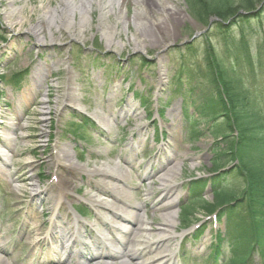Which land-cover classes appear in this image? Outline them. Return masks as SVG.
I'll list each match as a JSON object with an SVG mask.
<instances>
[{"label": "rangeland", "instance_id": "1", "mask_svg": "<svg viewBox=\"0 0 264 264\" xmlns=\"http://www.w3.org/2000/svg\"><path fill=\"white\" fill-rule=\"evenodd\" d=\"M60 1L62 0H34L33 4L30 0H15L13 5H9V0H0V76H4V80H0V92L4 91L0 98V118L4 123H17L21 128H24V130H19L24 136L20 139L21 143L18 142L16 148L10 147V152L14 156L10 168L15 174L13 181L7 180L0 174V233L12 235L4 245L7 248V255L4 256L6 264H50L38 260L36 254L45 248L42 240L50 232V222H55L58 226L61 221H65L66 224H69L68 227H73L72 217L74 218L75 215L72 214L69 206V201L73 202L69 195H72L74 189H77L82 194L76 199V204H88L81 198L87 192L88 184L96 186L100 180L109 181L105 179L109 176L103 175L104 178H101L99 175H101L100 172L111 174V164L107 166L109 162L104 159L111 151H114L110 157L111 161L116 156L122 158L129 155L130 157L138 151L143 150L144 152V158L139 155L134 159L133 155L130 166L135 170L132 172L125 170L129 177H121L124 184L134 188L128 196L130 198L127 199L130 203L143 200L146 196L151 198L154 193L159 191L158 186L151 187L148 183L141 184L142 172L146 163L153 161L156 155L167 154L175 159L176 180L172 182V188L175 187L167 193L168 201L172 203L170 214L175 216L172 224L174 229H168L166 235L172 232L175 238L180 235L182 238L184 236L188 238V234L193 228L190 231L176 230V225H178L177 205L187 200L189 189L185 186L188 180L192 179L194 172L197 175L207 176L214 171L210 164L215 156L209 149L212 143L211 137L216 135L211 136L207 130H203L202 134L193 138L190 130L187 132L186 129L191 128V132L197 135L199 129L205 128V122L195 117H192L194 122H192V118L185 122L179 104H177L179 98L176 97L164 113V120L158 121L161 126L165 127L164 130L169 135L166 138L167 148L164 147L165 149L158 153L159 145L155 147V143L150 142L154 124L146 126L144 111L137 107L138 105H134L135 101L132 100L131 93L126 92L128 83H121V79L115 76L136 69L139 72L138 78H142L143 83L136 78L134 88L150 90L148 98L150 96L164 98L167 93L166 86L170 81L169 75L177 68L173 63V54L168 50L171 46L188 42L196 53L193 59L188 60L185 55L180 56L179 62L184 63L185 67L187 63L192 62L195 67L187 66L193 73L192 79L183 80L180 86L186 91L189 84H194L196 88L191 96L194 99L197 97L201 99L208 93L205 82L201 79L202 60L207 48L202 39L204 34L202 32L206 27L200 24L196 17H193L186 0H156L161 1L163 6L172 9L173 14L166 13L165 18L158 19L162 22L160 28L147 26L155 31L141 28L137 31L134 24L128 19H132L134 16L139 18L142 6L137 4L138 0H127V6L121 8L123 15L120 19L114 15L109 18L103 15V27L106 26V31L99 26L100 10H96L93 15L89 16V23L81 33L77 28L61 31L55 28L39 30L41 26L36 28L41 23V7L43 5L49 3L47 5L49 11H55L54 16L58 17L63 10H68L70 13L75 11L74 8L78 7L77 5L80 3L79 0H74V7L68 2L69 4L67 3V6L62 8ZM261 1L264 0H253V3L258 7ZM103 2L105 5L107 0ZM141 2L148 4V7L155 12H161L153 1L141 0ZM23 6H25V10L21 14L22 28L15 30L5 28V18H12L18 22L14 16L7 17L6 13L11 9L23 8ZM73 19V22L78 25L77 12ZM200 19L205 20L206 18L200 17ZM117 23H120L118 28ZM215 25H212L211 29ZM112 26H115L116 30L114 32L107 31V27ZM105 32L115 34L113 44L110 46H107V42L102 36ZM194 37L196 38L193 39ZM221 39V34L210 39L212 50L227 70L223 69L232 90L237 92L236 81L240 83L241 88L238 93L241 94L246 115L251 116L247 110L244 95L247 97L252 115L258 114L256 117L259 122L264 119V70L249 69L243 62L241 53L235 54L231 50H225L227 48L236 49L237 45L233 43L227 45ZM248 45L252 49L253 55H256L257 47L264 48V28L261 33L248 37ZM137 53L147 57L151 64L140 68L136 63V60L139 59V57H135L138 55ZM27 69L31 74L26 81L22 82L20 88L11 87V90H8L9 86L5 82L11 79L12 75ZM34 70H41L48 76L40 88H34L33 80L30 78ZM110 78L114 79L110 81ZM171 83L174 82L171 81ZM6 90H8V94H6ZM4 102L8 108L3 106ZM41 102L45 104L42 105ZM106 106L110 107L113 123L107 122L105 117L101 121L107 122L104 126L111 130L106 132L105 138L99 139L94 135V132L88 131L91 134V144L88 143L85 146L82 159H78L79 156L74 153V148H81L79 152L81 154L83 152L82 144L79 145V142L67 133L74 129L70 124H66L69 121L67 112L71 110L69 107L78 108L89 115ZM135 108L140 116L133 115ZM7 126L3 124L0 127L7 131L9 129ZM142 128H145V132L141 131ZM2 129L1 131H3ZM261 130L260 133L258 132V137L264 134V130ZM17 133L13 136L20 135L19 132ZM184 135H186L185 141H183ZM120 136L124 139L116 144L114 141ZM139 137L143 139L148 137L150 146L143 148L140 145H135ZM130 139L134 140V144H130ZM230 141L231 138H228L219 140L217 143L225 149V145ZM93 157L99 159L95 160ZM76 159L80 162H77ZM140 163H142V168H138ZM212 164L215 165L214 162ZM222 166L230 167L224 178L225 191H223V195L227 202L229 201L228 195L241 196L244 180L237 178V168L230 160ZM155 167L156 165L152 166V168ZM17 171L20 173L16 174ZM110 179L113 178L110 176ZM9 187H12L10 190L13 194L8 198L4 190L8 192ZM219 192H215L216 202L213 201L210 190L207 188L204 202L212 203L210 205L212 208L219 203H225L221 200ZM160 195L163 197V194ZM103 202L101 201V203ZM37 205L43 208H39ZM197 205L199 204L195 206ZM12 206L18 211L12 213L11 216L10 208ZM54 209L57 213L53 216ZM34 211L36 214L44 216L43 219L39 218L41 221L39 237L31 230L33 225L27 219L28 213L35 215ZM194 212L195 217L202 219L201 224H204L202 235L198 241L186 243L187 239H184L181 243L179 238L164 242L160 240L161 242L155 248L149 249L151 252L143 253L141 261H154L152 259L157 258V262L153 263L157 264L165 257L167 261L163 264H184L177 253L178 245L184 244L185 249H189L187 256L192 261L190 264H204L208 245L212 243V233L218 229L223 230V228L222 225H215L213 218H206L201 208L196 207ZM144 213H147V217L144 216ZM139 216L147 221L151 230H158L153 234L162 230L160 214H153L150 207H142ZM240 217L242 224L235 226L234 234L235 236H244V242L247 240L252 242L250 236L246 234L247 212L242 211ZM11 218L12 225L9 221ZM154 236H157L156 239L160 237V235ZM54 238L57 240L58 234L55 233ZM165 239L167 240L166 237ZM55 242L57 241L53 243ZM171 253H174L173 262L168 260ZM248 264H264V261L255 257Z\"/></svg>", "mask_w": 264, "mask_h": 264}, {"label": "bare ground", "instance_id": "2", "mask_svg": "<svg viewBox=\"0 0 264 264\" xmlns=\"http://www.w3.org/2000/svg\"><path fill=\"white\" fill-rule=\"evenodd\" d=\"M33 4L35 3L34 0H30ZM49 1V0H47ZM104 0H79L80 3H78V7L74 8L75 11H72L71 13L68 10H63L61 12V14L58 17H55L54 14H56L55 11L50 12L49 11V7H47V4L43 5L41 7V12H42V16L40 18L41 23L40 25L38 24V27L41 26V28L39 30L42 29H47L50 30V28H55L58 30H69V29H74L77 28V30H79V33H81V31H83L85 29V27L88 25L89 23V16L93 15L95 13L96 10H100V21H99V26L101 27V29L105 30L106 26H104V22L102 21V17L104 15V17L109 18L110 16L114 15L116 17H118V19L121 18V16L123 15L121 8H125L127 6V0H107L106 4L104 5L103 2ZM153 1L155 4L158 5V7L160 8L161 12L157 13L154 10L150 9L148 7V4L141 2V0L137 1V4H141L142 6V11H141V15L140 17H136L134 16L132 19H128L129 22L133 23L136 30L139 31L140 28L141 29H148V31H155L153 28L151 27H147V26H157L158 28L161 27L162 22H160L162 17H164V15L167 13L168 15H172L173 14V10L169 9L165 6H163L161 1H156V0H150ZM70 2L71 6H73V2H75L74 0H62L60 1V6L62 8H65L67 6V3ZM15 3V0H9V5H13ZM69 4V3H68ZM74 7V6H73ZM115 8H117L115 10ZM25 10V6H23V8H19V9H11L6 13L7 17H13L18 21L16 22L15 20H13L12 18H5V22H4V26L5 28H8L10 30H15V29H20L22 28V18H21V14L22 11ZM68 11V12H67ZM78 13L79 16V20H78V25L77 23L73 22V18H74V14ZM103 17V18H104ZM165 18V17H164ZM69 19V20H68ZM155 21H158L157 23ZM120 23H117V28L119 27ZM116 30L115 26L112 27H107V31H113ZM106 31V30H105ZM115 34H110L108 32H105L102 36L104 37V39L107 42V46H110L113 44V37ZM0 123H3V121H0ZM13 128H11L12 130ZM7 136V134H5ZM19 138V143L20 142ZM7 143H5V149L7 151V149H9L10 147L12 148V146L14 147L16 145V139H11V138H7ZM11 160L12 158L6 153L4 152L3 154H0V173L3 174V176H7L9 177V175L11 176L12 173L10 170H8L7 168H9L11 166ZM157 162H159L160 167H162L165 163H167V165H169L171 163V160H166L163 157L160 158ZM159 171H162V174L160 176V178H158V186L160 188V192H165L167 191V189L170 187L172 181L176 178V172H175V168L174 167H170V168H161ZM20 173V172H18ZM155 173H158V171H156ZM105 176H107L108 174H106L105 172L103 173ZM156 180V179H155ZM156 180V181H157ZM106 188H103L100 192L101 194L98 195H107L108 193L113 195L115 197V199H117V201L119 203H115L113 205H111L109 208H106L107 210H109L111 212V214L113 215L114 220L111 222L112 224H117L115 221L119 220L123 226L122 229L117 228V227H113V231L115 233L118 234H122L124 235L127 240L126 243L132 244V248L130 249H126V246L122 247L121 250L118 253H115L114 255H112L111 259L113 258L114 263L113 264H153V262L149 261L147 263L141 262L140 258L142 256L143 250L146 248H150L152 245H154V242H151L149 238H147L144 242V247L142 249H134V244L136 242V237L134 236L133 238H130L128 236H126V234L133 235L136 228V234L138 233V231H142V232H146L145 230L147 229L146 226L144 225V221L143 219H140L137 217L136 214V210H139V206L138 205H132V204H124L122 201L123 196H125V194L123 193V190L121 188L120 185H114V184H110L107 183L105 185ZM35 193H37V191H35ZM97 195V196H98ZM165 197H168L167 194H165ZM89 201L93 202V197L89 198ZM145 203V202H143ZM155 207L154 212L155 213H163L166 210H168L171 205L170 203L167 204H163V199L162 200H157L156 202L152 203ZM97 207H102V205H98ZM123 214V216L121 215ZM97 220H99L98 215L96 216ZM33 225V232L35 234H37L39 237L40 235V227H39V223L41 222L40 219L36 216L33 215L31 213H28V218H27ZM132 221H135L137 223H140V225L138 227L135 228H131L130 224L134 223ZM171 221L168 220H164L163 221V225L170 227V223ZM30 230V231H31ZM31 233V232H30ZM161 235H164V233L160 232ZM132 237V236H131ZM170 236H167V239H169ZM160 240L164 241H169L166 240L165 237H160L159 239H157L158 244L161 242ZM93 249H100L99 244H95L93 246ZM5 251L4 247L0 246V264H6L4 257H3V253ZM149 252H151L148 249ZM78 255L79 258H83L84 253L82 252V250L78 251ZM69 257V253H67L66 257L63 259H60L57 261L56 264H65L67 258ZM124 259H126L127 261H129V263H125ZM98 259H93V261H96ZM155 261H157V259H155ZM161 262V261H160ZM74 264H80V262H75Z\"/></svg>", "mask_w": 264, "mask_h": 264}, {"label": "trees", "instance_id": "3", "mask_svg": "<svg viewBox=\"0 0 264 264\" xmlns=\"http://www.w3.org/2000/svg\"><path fill=\"white\" fill-rule=\"evenodd\" d=\"M189 5L198 18L201 15L207 18L212 15L222 20L234 16L238 8L245 9L246 11L253 9L249 0H241L238 3H232L227 0H189ZM249 17L257 18L258 16L245 14L236 16V19L240 23H249ZM206 62V68L211 75V83L215 86V91L213 101L205 106L203 105L204 110L202 114L206 117H220L223 120L222 124L226 126V132L232 133V128L237 132L238 136L228 154L238 162V166L244 172L247 180V187L243 192L242 202L251 211L249 219L251 229H248L250 236L252 235V239L254 240L253 248L263 247L264 135L261 137L257 136L262 126L260 124L255 125L252 117L248 119L244 111L241 94L232 90L226 78L222 79L220 64L212 54H208ZM220 83L223 84L222 93L216 87V84ZM244 99L246 100L245 97ZM230 209L232 210L233 208Z\"/></svg>", "mask_w": 264, "mask_h": 264}]
</instances>
